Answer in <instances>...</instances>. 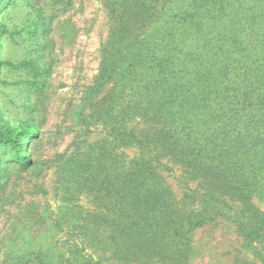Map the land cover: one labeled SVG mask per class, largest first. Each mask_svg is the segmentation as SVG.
I'll return each mask as SVG.
<instances>
[{
  "label": "trees",
  "instance_id": "trees-1",
  "mask_svg": "<svg viewBox=\"0 0 264 264\" xmlns=\"http://www.w3.org/2000/svg\"><path fill=\"white\" fill-rule=\"evenodd\" d=\"M106 6L111 29L93 106L108 136L135 153L104 149L89 158L85 185L98 207L71 208L79 242L63 264H191L195 232L222 222L264 264V0H106ZM40 31L39 25L32 31L33 57L0 60L28 67L34 86L52 69ZM39 133L33 123L0 131V147L12 145L4 155L27 170ZM166 173H178L180 187ZM50 250L41 264H56Z\"/></svg>",
  "mask_w": 264,
  "mask_h": 264
},
{
  "label": "rangeland",
  "instance_id": "rangeland-1",
  "mask_svg": "<svg viewBox=\"0 0 264 264\" xmlns=\"http://www.w3.org/2000/svg\"><path fill=\"white\" fill-rule=\"evenodd\" d=\"M38 25L37 37L46 44L41 53L52 65L44 83L31 84L35 77L28 67L0 65V131H18L28 123L40 130L31 145L35 163L27 170L4 155V149L12 153V145L0 147V264H41L49 249L56 264L71 258L70 246L79 242L74 211L98 207L85 185L89 158L104 149L135 153L108 136L93 106L92 86L111 29L106 0H73L69 7L48 0H0V60L19 63L33 57L31 37ZM21 140L28 144L29 136ZM166 175L177 188L178 173ZM67 193L81 194L72 199ZM193 239L191 264L259 263L228 222L199 229Z\"/></svg>",
  "mask_w": 264,
  "mask_h": 264
}]
</instances>
